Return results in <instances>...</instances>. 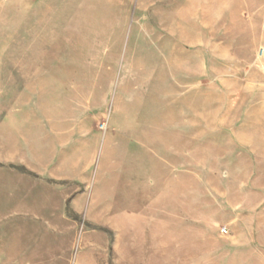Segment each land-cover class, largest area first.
<instances>
[{
	"label": "rangeland",
	"instance_id": "obj_1",
	"mask_svg": "<svg viewBox=\"0 0 264 264\" xmlns=\"http://www.w3.org/2000/svg\"><path fill=\"white\" fill-rule=\"evenodd\" d=\"M0 264H264V0H0Z\"/></svg>",
	"mask_w": 264,
	"mask_h": 264
}]
</instances>
